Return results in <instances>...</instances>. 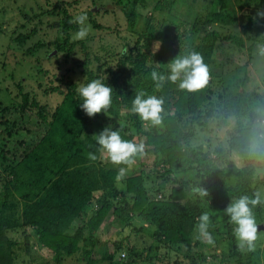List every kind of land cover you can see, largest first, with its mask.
I'll return each mask as SVG.
<instances>
[{
	"label": "trees",
	"instance_id": "trees-1",
	"mask_svg": "<svg viewBox=\"0 0 264 264\" xmlns=\"http://www.w3.org/2000/svg\"><path fill=\"white\" fill-rule=\"evenodd\" d=\"M144 1L120 0L119 4H122L125 14V28L135 34L134 41L125 42L119 50V55L116 53V58L112 55L113 58L107 63L102 78L88 66L91 61L88 54L80 64V72L86 77L84 83L90 79L106 77V83L113 87L112 104L107 115L116 116L120 108H125L130 118L136 120L139 117L131 111L132 98L141 90L148 94L153 91L158 93L151 72L156 70L164 76L169 72V67H154L153 63L165 64V54L170 55L168 60L191 52L200 54L210 78L202 87L194 90L181 88L179 80L172 83L168 81L167 89L172 88L167 94L175 97L176 108L171 114H159V123L150 122L153 133L143 131L141 120L138 121L134 132L126 127L116 126V123L112 126L120 130L123 138L132 139L142 146L138 155L149 151L154 153L157 163L161 162L167 166V170L158 176L165 182L174 183V186L151 185L155 176L148 179L143 173L127 176L124 178V188L119 186L121 181L117 179L118 172L107 168L106 163L103 164L101 152L96 148L91 130V127H104L109 117H105L103 112L92 117L85 115L78 105L80 97L75 83L66 81L63 88L60 85L53 86L50 78V83L44 91L62 95L61 101L56 103L53 110H48L46 104L32 97L33 105H38V115L46 125L45 132L37 143L20 156L12 153L6 158V150H2L6 159L3 164L5 173L18 181L17 188L25 186L28 196H24L22 223L8 215L6 208H0V264H17V261L24 257L21 252L23 247L15 238L8 236L21 225L33 229L36 243L42 249H50L52 262L49 258L48 264H62L66 255L76 254L81 255L85 264H93L96 260L102 264H167L171 259L165 253H151L149 246H137L135 241L129 238L130 235L125 237L122 234L101 239L99 244L103 245V248L96 253L97 242L94 236L102 234L106 219L114 216L116 222L130 228L131 234L138 235L139 228H135L132 223L134 215L145 221V226L148 225L149 228L144 226L143 232L144 229H151L152 238L160 245L175 247L176 251L182 248L185 255L184 264H205L209 255L206 250L208 244L196 238L195 229L196 218L202 211L209 212L216 228L228 229L231 233L230 241L224 245L228 247V251L224 253L223 249V259L233 263L236 261V264H261L258 260V247L253 251H241L238 248L232 231L233 225L227 222L228 217L223 211L229 203L221 205L214 201L224 189L232 193L234 199L252 192L255 174L253 165L263 156L264 146L252 149L251 144L254 139L264 138V126H257L252 119L233 132L228 130L227 146L209 144L193 147L190 141L195 136L196 129L190 127L192 120H183L182 115H189L198 122L204 117L206 122L205 117L211 114L215 117L225 111L223 108L227 107L228 102L230 107L235 106L231 104L235 96H231L228 83L236 86L239 78L235 72H243L244 69L235 66L230 72L227 68L223 74L225 80L219 79L214 83V78L218 76L213 75L212 69L216 65L226 64L227 56L225 62L218 63L213 57L217 53L225 54L224 51L229 50L227 46H230V49L233 47L249 52L251 58L253 51L259 52L257 48L264 47V20L254 16L252 10L247 9L240 14L243 21L242 31L237 34H220L218 30L210 29L207 23L209 20L222 22L227 17L228 20H233L244 3L246 6L255 4L254 10H264V0H237L238 8L231 6L227 0H219V7L213 12L212 18L209 15L199 16L197 11L192 9L189 12L192 18H184L180 23H175L170 9L175 8L181 0H178L176 5V0H155L149 12ZM76 2L77 0H74L72 4L69 0L65 1L70 6H76ZM47 4L50 5V10L47 9L44 13L35 12L33 16L26 14L29 22L37 19L36 22H42V15L54 14V7L59 5V1ZM36 7H39V4ZM62 11L65 17L53 23L56 25L59 22L60 27L57 26L58 32L52 42L59 53L72 52L77 42L69 40L68 33L75 23L70 14H66V10ZM91 12L89 9L88 13ZM34 28L36 27L30 29L27 34L20 33L13 37L12 42L22 48L35 33ZM59 32L64 36L61 41H57ZM186 32L192 38L190 42L184 43ZM155 40L162 44L164 50L151 51ZM44 46L40 42L39 45L28 46L26 53L32 56L38 48ZM97 68L101 70V66L98 65ZM60 81L63 85V79ZM27 96L30 94L27 93ZM222 126H226V123ZM182 141L186 142L185 146ZM89 153H94L96 159H90ZM239 158L242 162L240 166L236 161ZM179 169L189 172L191 176H173L174 171ZM191 182L199 190L194 195L189 194ZM149 185L154 191L152 195L149 193ZM213 188H216V191L213 192ZM202 192L204 194H201ZM158 193L161 194L160 197L156 196ZM9 195L13 193L7 191L5 201ZM263 209L261 206L256 209V216L261 222L264 220ZM196 247H200V250H195ZM175 250L173 253L178 255ZM121 253L125 259L120 256V259L117 258V254Z\"/></svg>",
	"mask_w": 264,
	"mask_h": 264
},
{
	"label": "rangeland",
	"instance_id": "rangeland-1",
	"mask_svg": "<svg viewBox=\"0 0 264 264\" xmlns=\"http://www.w3.org/2000/svg\"><path fill=\"white\" fill-rule=\"evenodd\" d=\"M55 1L56 0H0V133H4V135H0V208H6L7 214L15 217L20 223H22L24 196H28L27 188L25 186L17 188V186H19L18 181L13 179L11 175L5 173L3 164L6 163V159L4 158V154L2 155V150H6V158H9L8 156L12 153L20 156L25 150L37 143L41 135L45 132L46 125L42 123L41 116L38 115V105H33L32 97L46 104L48 110H53L56 103L61 101L62 95H53L52 93H46L44 91L46 86L50 83V78L53 86L60 85L64 88V82L71 81L78 87L79 84L84 83L86 79L85 75L80 72L82 68L80 64L86 58L87 54L89 55L88 58L91 59L88 66L94 73L96 72V74L102 78L107 63L111 61L114 56L116 58V53L119 55V50H121L123 44H125V42H131L135 36V34L125 28V14L122 11V4H119L120 0H77V4H74L76 6L68 5L65 3L66 0H58L59 5L54 7L55 13H45L42 15V22H36L38 19L29 22L26 18V14L33 16L35 12L44 13L47 9L50 10V5L47 3L53 4ZM69 1H71L72 4L74 2V0ZM177 1L178 0L175 1L174 5H176ZM144 2L147 3V12H149L155 0H145ZM227 3H230V5L235 8L239 7L237 0H227ZM37 4H39V7H36ZM244 4L241 6L240 10L238 9V16L234 17L233 20H228V17L222 22H212L209 20L207 23L209 24L208 27L210 26V29L218 30L220 34H237L241 32L243 21L240 14L242 12H245L247 9L252 10L251 13L256 17L258 16V11L264 12L263 9L254 10L256 5L253 3L248 6ZM218 7L219 0H181L178 1L175 8L172 7L170 10L175 23H180L184 18H192L189 13L192 9L197 11L199 16L205 17L209 15V17L212 18L214 15L213 12L217 10ZM89 9L92 10L90 14L88 13ZM62 10H66V14H70L72 21L74 20L75 23L74 28L68 33L69 40L71 39L77 42L72 52L61 51L59 53L57 49H55V44L52 42L58 32L57 26L59 25L60 27L59 22L56 25H53V23L65 17ZM81 13H87L86 24L89 25V29L84 39H77L75 38V33L80 26L75 22V17ZM258 17L264 20V16ZM97 25L99 27H97ZM33 27H36L34 28L35 33L31 35L30 39H28L22 48L12 42L13 37H16L20 33L27 34ZM185 36L186 38L183 39V42H190L192 37L188 35V32L185 33ZM63 37L64 36L60 35L59 32L57 41L63 40ZM262 41L261 42L264 43V40ZM39 42L43 43L45 46L41 49L38 48L32 56H28L26 48L34 44L39 45ZM231 48L232 49H230V46H227L229 50L224 51L226 55L223 53L214 55L213 58L216 63L220 61L225 62L224 59L225 56H227L226 62L229 64H221V66L216 65L212 69V72L213 75L218 76L214 78V83H216L219 79H221V81L225 80L223 74L227 68H229L231 72L235 66L243 67V72H240V70L239 72H235L238 75L237 78H239L236 82L237 84H235L236 86H232L233 84L230 85V83H228V89L232 93L231 96H235L231 104L235 106L230 107V103L228 102L227 107L223 108L226 112L221 111L220 114H217L215 117L213 114L205 117L207 123L204 122V117L198 122L192 119L191 116L183 114L182 119L192 120L193 124H191L190 127L196 129V134L190 141V145L193 147L199 145L208 146L209 144L213 146L216 144L227 146L229 137L228 130L233 132L237 127L246 125L252 119H254L257 126H264V57H262L264 47L259 46L257 48L259 52L253 51L251 58H249V52H244L240 49L236 50V48L233 47ZM162 50H164L162 44L155 40L151 47V51L159 52ZM165 56V61H167L165 64L153 63V66H161L163 68L166 66L169 67V64L173 61V57L168 60L170 55L165 54ZM230 59L232 60L230 61ZM262 59L263 61H261ZM245 61L247 62L245 63ZM98 65L101 66V70L97 68ZM167 75L168 72H166L165 77H167ZM209 78L210 77L207 76V79ZM60 79H63V85ZM168 81L169 80L165 79L162 82L161 87L157 88L158 93L155 91L150 93L162 99L161 112L159 113L161 116L173 113V110L176 108L175 97H171L172 95L167 94L172 88L170 87L167 89ZM105 82L107 81L105 80ZM169 82L172 83V81ZM27 93L30 94V96L26 97ZM104 115L105 117H109L106 125L111 124L114 126L116 123V126L126 127L131 132L137 129V123L141 120L140 118L136 120L130 118V114L126 112L125 108H120L119 114L116 116L110 114ZM4 120L6 121L4 122ZM141 121L143 131H151V133H153L150 121ZM225 123L226 126H222ZM6 126H8L7 129ZM91 130L95 136V133H98L101 128L91 127ZM140 142H142V139H140ZM182 145L185 146L186 142L182 141ZM259 146H264V138L253 140L251 148L255 149ZM106 155V153H101V159L104 161L103 164L106 163V167L110 170H117L118 172L119 167L127 168L124 176L119 179L121 181L119 182V186L122 188H124V178L142 173L144 176H147L148 179L151 176H155V181H151V185H158L159 187L174 186V183L165 182V180L163 181L158 176V174L160 175V173L167 170V166L161 162L157 163L155 159L156 155L150 151L144 152L141 155L137 154L131 166L114 165L107 160ZM236 161L239 166L242 165L240 158L236 159ZM253 166L255 170L253 178L254 188L252 192L245 193L251 196L255 192L264 193V154ZM173 176L181 178L185 176L189 177L191 174L179 169L174 171ZM157 177L160 179H157ZM190 185L189 194L194 195L199 191L193 186L194 184L192 182ZM148 187L149 193L152 195L154 191L150 188V185ZM7 191H9V193L12 192L13 195L7 196V201H5ZM212 191H216V188H213ZM160 195L161 194L158 193L156 196L160 197ZM233 199L232 193L224 189L220 192L214 203L224 205L230 203ZM12 205H16V207ZM260 206L264 208V203L257 204L253 207V214L257 223L255 248H259L258 260H260L261 264H264V220L261 222L256 216L258 213L256 209ZM113 217H108L106 219L103 224L102 234H99L101 237L99 235L94 236L97 242V254L99 250L103 248V245L100 246L99 244L101 243V239L114 238L115 236L117 237L123 234L125 237L130 235L129 238L134 240L137 246H149L151 253H155L156 251L165 253L171 259V261H167V259L164 258L165 261L168 262L167 264H184L185 255L183 254V249L180 248V250L176 251L175 247L167 248L160 245L157 240L152 238L151 229H144L143 232V227L146 223L142 218L134 215L132 223L135 225V228H139L138 231L140 233L138 232V235H133L129 232L130 228L127 225L116 222ZM227 222H229V220ZM123 227H125V229ZM145 227L149 228L148 225ZM211 231H213L215 236L214 243L208 244V247H206L207 254L209 255L207 256L205 264H236V261L233 263L222 258L223 249L224 253L228 251V247L224 246L228 240L230 241L231 233L228 229L216 228L214 223ZM8 236L15 238L23 247V251L21 250V252L24 254V257L22 259L20 258L17 264H48L49 258L52 262V253L49 251L50 249L44 250L36 243V235L33 229L28 227L24 228L21 225L17 231L9 233ZM194 249L199 251L200 247L199 249L198 247ZM174 250L178 255L173 253ZM66 256L62 264H85L84 259H82L79 254ZM119 256L122 259L126 258L122 253L121 255L117 254V258H119ZM96 261L93 264H102ZM144 264L150 263L144 262Z\"/></svg>",
	"mask_w": 264,
	"mask_h": 264
},
{
	"label": "clouds",
	"instance_id": "clouds-1",
	"mask_svg": "<svg viewBox=\"0 0 264 264\" xmlns=\"http://www.w3.org/2000/svg\"><path fill=\"white\" fill-rule=\"evenodd\" d=\"M258 16H264V12L258 11ZM87 13H81L75 17V22L80 26L75 33V38L84 39L88 34L89 25L86 24ZM207 68L202 62V57L197 52L180 56L171 61L167 77L156 70L151 72V78L159 88L167 79L172 82L179 80V86L188 90L202 87L207 81ZM103 79H90L86 83H80L76 91L80 97L78 103L85 115L92 117L103 112L107 115L112 104L113 87ZM162 99L141 90L131 100V111L143 121L153 124L160 122ZM96 148L99 152L106 153L107 160L114 165L131 166L134 157L141 151V145L132 139L122 137L119 129L111 124L105 125L94 136ZM89 158L96 159L94 153H89ZM127 168L119 167L117 179L124 176ZM201 194H204L203 192ZM264 203V193L255 192L252 196L240 195L233 199L223 210L229 223L233 225V235L237 240V246L241 251H253L257 239V223L253 214V207ZM213 221L208 211H202L196 218V238L206 244L214 243V235L211 231Z\"/></svg>",
	"mask_w": 264,
	"mask_h": 264
}]
</instances>
